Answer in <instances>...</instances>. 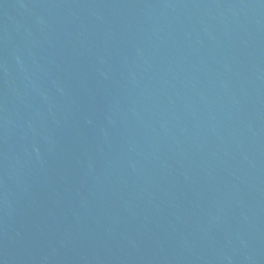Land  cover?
I'll use <instances>...</instances> for the list:
<instances>
[{"label": "water", "instance_id": "1", "mask_svg": "<svg viewBox=\"0 0 264 264\" xmlns=\"http://www.w3.org/2000/svg\"><path fill=\"white\" fill-rule=\"evenodd\" d=\"M0 264H264V0H0Z\"/></svg>", "mask_w": 264, "mask_h": 264}]
</instances>
